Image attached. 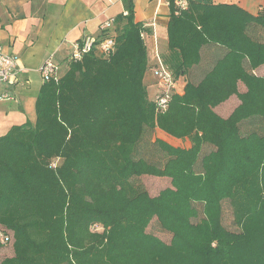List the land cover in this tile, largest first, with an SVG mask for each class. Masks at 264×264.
Returning a JSON list of instances; mask_svg holds the SVG:
<instances>
[{
	"label": "trees",
	"instance_id": "trees-1",
	"mask_svg": "<svg viewBox=\"0 0 264 264\" xmlns=\"http://www.w3.org/2000/svg\"><path fill=\"white\" fill-rule=\"evenodd\" d=\"M168 1L174 78L205 47L223 56L159 109L145 85L146 29L127 0L106 34L115 52L68 57L44 80L35 123L0 138V249L12 250L0 264H264V13ZM145 176L170 186L152 196ZM155 220L168 240L149 231Z\"/></svg>",
	"mask_w": 264,
	"mask_h": 264
},
{
	"label": "crops",
	"instance_id": "crops-1",
	"mask_svg": "<svg viewBox=\"0 0 264 264\" xmlns=\"http://www.w3.org/2000/svg\"><path fill=\"white\" fill-rule=\"evenodd\" d=\"M126 1L0 0V50L15 56L20 69L18 84L6 89L13 98L0 101V138L14 126L35 123L36 100L44 82L40 72L43 64L51 60L60 67H65L66 59L74 44L86 37L99 36L100 25L107 20H114L112 30L115 32V28L119 26V18L127 14ZM132 1L135 21L146 29L143 38L150 63H152L151 67L155 68L156 54L162 57L164 63L170 56L168 50L169 1ZM186 1L235 6L253 17L264 13V0ZM223 54L224 50L218 47H205L202 52V63L192 69L187 77L179 78L181 93L188 80L201 79ZM255 73L263 76L264 66L257 69ZM145 85L149 94V85L146 82ZM241 89H243L242 86ZM159 92L160 87L157 81V90L149 98L154 99ZM183 147H189V142L188 146Z\"/></svg>",
	"mask_w": 264,
	"mask_h": 264
},
{
	"label": "built area",
	"instance_id": "built-area-1",
	"mask_svg": "<svg viewBox=\"0 0 264 264\" xmlns=\"http://www.w3.org/2000/svg\"><path fill=\"white\" fill-rule=\"evenodd\" d=\"M189 3L186 0H176V6L179 8H187ZM114 20H107L100 25L102 37H86L80 42L74 44L73 49L69 55L70 60L79 61L83 56L92 52L98 51L100 55L108 57L116 50V41L112 37L106 36L110 29H112ZM157 60V68L155 69V76L158 81L160 92L155 97V102L159 109L165 110L168 105V99L171 94L179 93L177 81L168 68L161 64L160 55ZM60 66L51 60L46 61L40 69L43 80L48 79L53 75H57ZM18 59L15 56L4 53L0 50V101L9 100L13 97L6 92L7 88L14 87L18 84ZM0 241L4 242L0 235Z\"/></svg>",
	"mask_w": 264,
	"mask_h": 264
},
{
	"label": "rangeland",
	"instance_id": "rangeland-1",
	"mask_svg": "<svg viewBox=\"0 0 264 264\" xmlns=\"http://www.w3.org/2000/svg\"><path fill=\"white\" fill-rule=\"evenodd\" d=\"M156 57L159 58L158 56H155V58ZM160 59H161V64L164 67L168 68V65H166L164 63L161 56H160ZM151 60H153V59H151ZM150 64H152V63H150ZM157 67L158 66H156L155 68L152 67L151 69H149L147 71V74L145 77V82L149 85V97L150 98L154 95L153 92H155L157 90V79L155 76V69ZM168 69L172 73L173 66L169 67ZM171 69H172V71H171ZM175 80L177 81L178 91H179V93H181L180 80H179V78H175ZM237 105H238V100L236 98H233L229 102H227L224 105L217 108L216 112L223 117H227ZM155 137L160 138V139H164L167 142H169L170 144L175 145V146H188V142L176 141V140L171 139L162 133H157L155 135ZM151 154H152V152H150V155ZM157 156H159V155H156L154 159L155 160H161V159H157ZM137 182L139 184H142L145 187V189L152 196L159 194L160 191H162L163 189L170 186V180L166 179V178H156V177L145 176V177L138 179ZM223 224L225 225L226 228H228L230 230H234L233 222H232V210H231L229 202H224V204H223ZM149 231L157 234L159 237H161L164 240L169 239L168 236L160 230L159 225H158L156 220L153 222V224L149 228ZM11 254H12V250H11L10 246L2 247L0 249V262L5 257L10 256Z\"/></svg>",
	"mask_w": 264,
	"mask_h": 264
}]
</instances>
